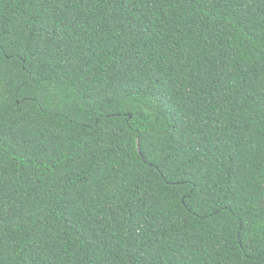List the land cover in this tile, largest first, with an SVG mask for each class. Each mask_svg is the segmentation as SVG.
Returning a JSON list of instances; mask_svg holds the SVG:
<instances>
[{
	"label": "trees",
	"instance_id": "trees-1",
	"mask_svg": "<svg viewBox=\"0 0 264 264\" xmlns=\"http://www.w3.org/2000/svg\"><path fill=\"white\" fill-rule=\"evenodd\" d=\"M0 264H264V0H0Z\"/></svg>",
	"mask_w": 264,
	"mask_h": 264
},
{
	"label": "water",
	"instance_id": "water-1",
	"mask_svg": "<svg viewBox=\"0 0 264 264\" xmlns=\"http://www.w3.org/2000/svg\"><path fill=\"white\" fill-rule=\"evenodd\" d=\"M140 147V145H139V142H138V148Z\"/></svg>",
	"mask_w": 264,
	"mask_h": 264
}]
</instances>
